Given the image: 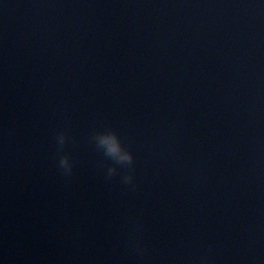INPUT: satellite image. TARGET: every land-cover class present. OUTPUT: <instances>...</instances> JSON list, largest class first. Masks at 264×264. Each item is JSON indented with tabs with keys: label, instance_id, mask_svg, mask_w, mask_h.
Segmentation results:
<instances>
[{
	"label": "water",
	"instance_id": "1",
	"mask_svg": "<svg viewBox=\"0 0 264 264\" xmlns=\"http://www.w3.org/2000/svg\"><path fill=\"white\" fill-rule=\"evenodd\" d=\"M0 264H264V3L0 0Z\"/></svg>",
	"mask_w": 264,
	"mask_h": 264
},
{
	"label": "clouds",
	"instance_id": "2",
	"mask_svg": "<svg viewBox=\"0 0 264 264\" xmlns=\"http://www.w3.org/2000/svg\"><path fill=\"white\" fill-rule=\"evenodd\" d=\"M261 2L264 3V0H261ZM68 140L69 137L64 131L58 132L55 136L57 149L62 150L68 143ZM94 141L106 156L113 158L118 165L128 169L127 172L119 175L121 182L125 185H133L135 179V154L123 145L118 133L110 129L100 130L95 134ZM57 166L65 176L72 175L74 163L70 155H61ZM117 175L118 169L115 166L108 168L105 172V176L108 179L116 177Z\"/></svg>",
	"mask_w": 264,
	"mask_h": 264
}]
</instances>
